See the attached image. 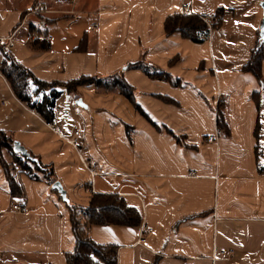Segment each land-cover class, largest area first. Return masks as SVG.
Returning <instances> with one entry per match:
<instances>
[{"label":"crops","instance_id":"0c3cea01","mask_svg":"<svg viewBox=\"0 0 264 264\" xmlns=\"http://www.w3.org/2000/svg\"><path fill=\"white\" fill-rule=\"evenodd\" d=\"M37 1L0 0V36L14 32L16 61L48 83L118 74L133 101L94 85L62 88L47 123L0 73V130L52 168L66 194L43 172L17 170L22 195L14 196L0 164V264H67L70 215L93 194H117L141 215L137 227L89 228L95 243L117 248L116 264H264V60L261 82L244 69L264 0H44L54 11L47 49L32 48L21 23ZM220 9L202 41L165 32L169 16L210 24ZM137 62L155 77L128 67ZM216 109L227 133L217 129ZM2 156L12 160L6 148Z\"/></svg>","mask_w":264,"mask_h":264},{"label":"trees","instance_id":"16d2710c","mask_svg":"<svg viewBox=\"0 0 264 264\" xmlns=\"http://www.w3.org/2000/svg\"><path fill=\"white\" fill-rule=\"evenodd\" d=\"M221 13L222 10L220 9L215 17H209L208 19L212 20L210 24L204 20V17L198 15L174 14L166 18L164 29L167 34L179 32L182 37L199 42L208 35L210 28L218 26V18H220ZM214 20L216 23H213ZM29 44L32 48H48V44L44 40L34 39ZM1 52L3 59L0 62V73L9 83L13 94L20 101L25 102L29 108L35 110L47 123L53 121L55 101L61 95L64 87L68 93H74L77 87L95 80V87H102L105 91H117L128 100L133 101L134 88L118 74L104 78L81 76L67 82L54 81L48 83L34 77L27 68L16 61L9 51L1 49ZM262 60H264V40L258 37L244 69L253 73L260 82L262 81L260 74ZM128 67L140 68L150 77H155L157 74V71H149V68L141 62L130 63ZM158 74L161 76L162 73ZM31 85H35L33 92L30 91ZM39 92H43L41 98L33 100L34 95ZM216 125L219 132L227 133V126L220 109L217 110ZM13 143L12 138L0 130V164L7 176L12 195H22V189L13 174L17 170L31 177L36 176L33 172H43L51 184L55 182L52 177V168L42 165L38 158L30 152L29 154L35 160L30 161L25 157L18 156V153L14 152L12 148ZM5 148L12 155L10 161H6L2 156V149ZM70 222L75 246L73 252L67 254V264H95L88 260L90 254L95 256L99 264H116L117 248L113 245L95 243L89 237V228L92 225L107 224L137 227L141 223V215L135 208L128 206L124 198L117 194H93L87 206L79 208L77 213L72 211Z\"/></svg>","mask_w":264,"mask_h":264},{"label":"built area","instance_id":"2783aa9c","mask_svg":"<svg viewBox=\"0 0 264 264\" xmlns=\"http://www.w3.org/2000/svg\"><path fill=\"white\" fill-rule=\"evenodd\" d=\"M54 11L51 10L48 6V4L44 0H38L35 2L24 14L23 19L21 21L22 24L26 25L31 29L30 32V39H38V40H44L47 41L49 39V35L47 33V29L50 25L49 21V14L53 13ZM28 16H31L32 18H27ZM15 43L14 39V32L5 35L0 36V46L3 48L4 51H10ZM223 99L221 97L217 98L216 106L223 104ZM216 109V114H217ZM50 125V124H49ZM80 135V132L76 126L72 127V135L68 137V141L76 145L78 143V137ZM215 139V136L210 135L207 136L205 141H213ZM10 207L12 210L18 211V212H26V207L24 205H18L15 202L10 203ZM1 216V212H0ZM147 233L151 232V228H143ZM145 237L144 232L140 234L139 239H143ZM88 260L91 262H94L95 264H99L97 259L93 254H90L88 256Z\"/></svg>","mask_w":264,"mask_h":264},{"label":"water","instance_id":"95a60500","mask_svg":"<svg viewBox=\"0 0 264 264\" xmlns=\"http://www.w3.org/2000/svg\"><path fill=\"white\" fill-rule=\"evenodd\" d=\"M260 6L263 10V18H262V22L260 26L259 37L261 38V40H264V1H261ZM78 102L80 103V101ZM12 148L14 152L18 153L20 156L25 157L26 159L30 161L35 160L19 142L15 141L12 145ZM52 187L59 193L62 200H66V194L60 182L55 181L52 184Z\"/></svg>","mask_w":264,"mask_h":264},{"label":"rangeland","instance_id":"374dc122","mask_svg":"<svg viewBox=\"0 0 264 264\" xmlns=\"http://www.w3.org/2000/svg\"><path fill=\"white\" fill-rule=\"evenodd\" d=\"M94 81H95V80H94ZM94 81L91 82V83H89V84L86 83V84L81 85V86L94 85V84H95ZM109 85H110V84H109ZM81 86H79V87H81ZM94 86H95V85H94ZM79 87H77V88L74 90V92H76V91L78 90ZM96 88H98V89H103L102 87H96ZM64 89H65V87H64ZM72 89H73V88H72Z\"/></svg>","mask_w":264,"mask_h":264}]
</instances>
